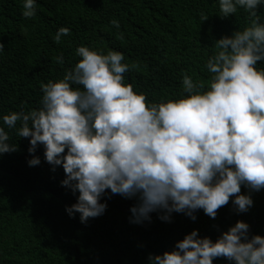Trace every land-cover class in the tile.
Listing matches in <instances>:
<instances>
[{
	"label": "clouds",
	"instance_id": "clouds-1",
	"mask_svg": "<svg viewBox=\"0 0 264 264\" xmlns=\"http://www.w3.org/2000/svg\"><path fill=\"white\" fill-rule=\"evenodd\" d=\"M219 6L222 18L241 7L253 19L215 40L206 88L185 74V95L152 102L125 83L130 65L122 52L81 45L75 49L80 59L62 78L42 83L41 107L3 115L0 155L17 150L5 128L29 139L30 154L43 146L52 170H64L61 185L79 193L65 210L79 213L81 223L104 214L101 198L108 191L138 199L130 207V222L137 224L153 212L168 222L173 212L195 220L199 210L214 219L230 199L238 213L247 212L250 193L264 189V68L257 67L264 62V21L257 14L264 0H219ZM22 7L25 18L36 15V0H23ZM68 34L60 27L53 39L60 43ZM56 61L63 64V56ZM27 163L41 160L32 155ZM242 185L250 192L242 193ZM249 227L237 220L216 240L194 229L172 250L150 254L149 264H214L220 257L264 264V235L249 237Z\"/></svg>",
	"mask_w": 264,
	"mask_h": 264
},
{
	"label": "trees",
	"instance_id": "trees-1",
	"mask_svg": "<svg viewBox=\"0 0 264 264\" xmlns=\"http://www.w3.org/2000/svg\"><path fill=\"white\" fill-rule=\"evenodd\" d=\"M36 15L25 18L23 0H0V125L11 111L41 107V85L63 77L80 57L84 45L107 54L122 52L130 70L125 83L152 102L185 95V74L205 88L211 79L206 64L216 41L250 26L252 17L238 7L222 18L219 0H36ZM257 14L264 21V6ZM204 17L207 19L204 20ZM119 21L116 28L111 21ZM60 27L70 29L60 43ZM63 56L64 63L56 61ZM135 65V67H132ZM264 68V62H258ZM19 126V124H18ZM17 150L0 155V264H149L150 254L172 250L192 230L216 240L237 220L249 224V237L264 235V189L251 192L253 206L238 213L231 199L214 219L203 210L192 220L172 213L171 221L151 213V220L131 223L130 207L137 198L106 192L103 215L81 223L79 213L66 212L78 192L61 185L62 166L55 171L44 159L43 146L30 154L29 139L9 130ZM32 155L41 163L29 166ZM242 193L250 190L241 186ZM214 264H230L223 257Z\"/></svg>",
	"mask_w": 264,
	"mask_h": 264
}]
</instances>
